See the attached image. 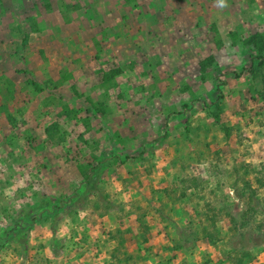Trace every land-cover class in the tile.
<instances>
[{
	"label": "rangeland",
	"instance_id": "obj_1",
	"mask_svg": "<svg viewBox=\"0 0 264 264\" xmlns=\"http://www.w3.org/2000/svg\"><path fill=\"white\" fill-rule=\"evenodd\" d=\"M178 1L0 0V50L18 37L10 32L17 21L55 12L70 23L83 11L76 19H88L96 37L103 4L108 15L119 4V25L98 34L99 77L105 86H137L130 71L151 66L147 99L160 105L153 119L140 118L154 146L137 164L148 168L139 174L158 177L120 201V226L109 236L121 243L105 253L109 264H249L264 255V0ZM3 68L0 86H11Z\"/></svg>",
	"mask_w": 264,
	"mask_h": 264
},
{
	"label": "crops",
	"instance_id": "obj_2",
	"mask_svg": "<svg viewBox=\"0 0 264 264\" xmlns=\"http://www.w3.org/2000/svg\"><path fill=\"white\" fill-rule=\"evenodd\" d=\"M111 4L110 15L104 4L98 14L96 37L87 32L88 19H76L83 11L70 23L55 12L33 24L17 21L10 32L18 37L2 43L1 72L11 86H0V264H36L38 253L40 264H109L105 253L121 243L109 236L120 226V201L136 183L158 177L141 175L147 165L137 164L154 146L148 119L140 118L153 119L160 105L147 99L151 66L130 71L137 86H120L121 77L119 86L100 81L99 31L123 18ZM22 166L39 189L12 183ZM97 228L98 246L91 239ZM249 264H264V255Z\"/></svg>",
	"mask_w": 264,
	"mask_h": 264
},
{
	"label": "built area",
	"instance_id": "obj_3",
	"mask_svg": "<svg viewBox=\"0 0 264 264\" xmlns=\"http://www.w3.org/2000/svg\"><path fill=\"white\" fill-rule=\"evenodd\" d=\"M20 175L18 176L17 179H12V183H23L25 185H32V187L36 188V189H39V183L36 181V179L33 177V175L30 174V172L28 171V169L24 166H22L20 168ZM12 193H10V195H12ZM57 205L59 206L60 204L57 203L56 204V207Z\"/></svg>",
	"mask_w": 264,
	"mask_h": 264
},
{
	"label": "trees",
	"instance_id": "obj_4",
	"mask_svg": "<svg viewBox=\"0 0 264 264\" xmlns=\"http://www.w3.org/2000/svg\"><path fill=\"white\" fill-rule=\"evenodd\" d=\"M262 64H264V62L262 61L261 62ZM246 255H249V254H246ZM239 262L238 263H236V264H241V263H243L240 259L238 260Z\"/></svg>",
	"mask_w": 264,
	"mask_h": 264
}]
</instances>
